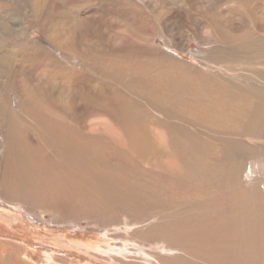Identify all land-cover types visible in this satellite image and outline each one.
<instances>
[{"label": "rangeland", "instance_id": "obj_1", "mask_svg": "<svg viewBox=\"0 0 264 264\" xmlns=\"http://www.w3.org/2000/svg\"><path fill=\"white\" fill-rule=\"evenodd\" d=\"M262 93L264 0H0V264H264Z\"/></svg>", "mask_w": 264, "mask_h": 264}, {"label": "bare ground", "instance_id": "obj_2", "mask_svg": "<svg viewBox=\"0 0 264 264\" xmlns=\"http://www.w3.org/2000/svg\"><path fill=\"white\" fill-rule=\"evenodd\" d=\"M46 17V16H45ZM45 63H47V62H45ZM50 66V65H49ZM95 72V71H94ZM62 85V84H61ZM17 87V86H16ZM61 87H63V86H61ZM18 88H20V87H18ZM18 88H17V91L20 93V96L22 97V98H25L26 96V99L28 100V98H29V95H26V93H25V95L23 94V93H21L19 90H18ZM60 88V87H59ZM64 89V88H63ZM58 90V89H57ZM62 93V92H61ZM61 93H58V95H59V97H62V94ZM30 97H32V99L33 98H35V100H33V101H31V99L28 101V107H30V106H33V105H35L36 103H37V100H36V97L35 96H33V95H31ZM258 99H259V97H258ZM51 100H52V98L50 97V102H51ZM50 102H49V100H48V104H50ZM257 103H258V105L256 106V108H255V116H254V119H253V126H254V129H255V131H256V133L259 135L260 134V132H261V127H260V124L256 121V116H258V115H260V112L261 111H264V94L262 93V95H260V100L259 101H256ZM253 103V102H252ZM119 108H120V106H118ZM69 108V107H68ZM123 112V111H122ZM121 115V114H120ZM107 116H109V115H107ZM111 116V115H110ZM109 120V119H108ZM258 120V119H257ZM106 123V120L105 119H103V124L102 125H104ZM105 126V125H104ZM74 127V126H73ZM107 127V126H106ZM32 129V134L34 133V128H33V126L29 123V122H27V123H24V124H22V129L24 130V129ZM53 127L52 126H49V129H52ZM66 128V127H65ZM102 128V127H101ZM59 129H60V131H67L68 129H72V128H66V130L63 128V127H59ZM104 129V127L102 128V130ZM101 130V129H100ZM29 131V130H28ZM50 131V130H49ZM59 131V130H58ZM57 131V132H58ZM114 131V130H113ZM105 133L104 132V130L103 131H101V133ZM106 134V133H105ZM103 135V136H106V137H108V135L109 134H106V135ZM60 135V132H59V134H56V136L58 137ZM102 136V137H103ZM52 138H56L55 136H51V139ZM105 138V137H104ZM87 139V138H86ZM78 140V139H77ZM83 141H84V139H82ZM76 141V140H75ZM77 142V141H76ZM88 142V141H87ZM81 143V142H80ZM78 144V143H77ZM87 146H88V144H87ZM251 147L253 146V151L255 152V153H257L258 155H262V154H264V145L262 144V142H254V144L253 145H250ZM64 148L66 147V148H68L67 149V151H68V157H69V155H70V153H72V152H70V151H72L73 150V147H74V144H73V142L71 143V142H66V145L65 146H63ZM76 147V146H75ZM84 147H86V146H84ZM250 147V148H251ZM77 149V148H76ZM100 149V148H99ZM102 150V149H101ZM80 151H81V149H80ZM85 151V150H84ZM70 152V153H69ZM79 152V151H78ZM82 153V152H81ZM36 155V154H35ZM73 155V154H72ZM74 156H75V154H74ZM105 156H106V154H104V153H101V159L102 160H104V158H105ZM234 156V155H233ZM67 157V156H66ZM67 157V158H68ZM91 157V156H90ZM92 158V157H91ZM235 159L237 158V157H234ZM234 158H232V160L234 159ZM21 160H22V158H20ZM19 159V160H20ZM25 159V158H24ZM43 159V158H42ZM69 159V158H68ZM72 159V158H71ZM93 159H95L94 157H93ZM231 160V161H232ZM237 160V159H236ZM50 161V160H49ZM14 162L15 161H12L11 162V164L10 165H13L14 164ZM233 162H234V160H233ZM78 164V163H77ZM234 164H235V162H234ZM93 165V160L92 159H88L87 160V164H84L83 165V168H84V173L86 174L85 176H87V180L89 181V182H91V181H93L94 179H96L97 178V176H95V175H93L92 177H90L91 176V173H92V171H91V166ZM248 167H247V171L245 172V174H244V176H242L246 181H248V182H250V181H252V176H251V174H252V169H253V166H252V164L250 163L249 165H247ZM95 167V166H94ZM45 168V167H44ZM79 168H80V166H79ZM230 168L233 170V168H232V166H230ZM241 168V167H240ZM240 168L238 167V170H240ZM93 171H95V170H93ZM235 171V170H234ZM237 171V170H236ZM98 173V172H97ZM48 175V174H47ZM99 177V176H98ZM96 181V180H95ZM94 181V182H95ZM97 182V181H96ZM101 182V181H100ZM99 182V183H100ZM48 183V182H47ZM86 183V182H85ZM85 187V186H84ZM89 187V186H88ZM102 187V186H101ZM83 189H85V188H83ZM93 191L94 190H92V193H93ZM86 192V191H85ZM244 192V191H243ZM245 193V192H244ZM243 193V194H244ZM247 195V194H246ZM92 197V196H91ZM241 197V196H240ZM242 197H244V196H242ZM249 197V196H248ZM244 217V216H243ZM249 221V220H248ZM243 225L241 224V227H242ZM239 227V226H238ZM246 227V226H245ZM236 228V227H235ZM241 229V228H240ZM239 229V230H240ZM246 229V228H245ZM242 230H243V228H242Z\"/></svg>", "mask_w": 264, "mask_h": 264}]
</instances>
